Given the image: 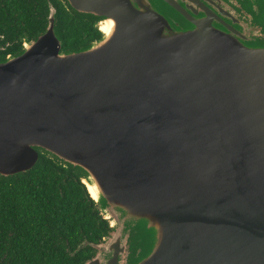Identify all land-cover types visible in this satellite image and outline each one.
<instances>
[{"label": "water", "instance_id": "1", "mask_svg": "<svg viewBox=\"0 0 264 264\" xmlns=\"http://www.w3.org/2000/svg\"><path fill=\"white\" fill-rule=\"evenodd\" d=\"M65 2L99 36L63 50L48 2L0 60V176L83 173L110 231L82 264H264V0Z\"/></svg>", "mask_w": 264, "mask_h": 264}, {"label": "trees", "instance_id": "2", "mask_svg": "<svg viewBox=\"0 0 264 264\" xmlns=\"http://www.w3.org/2000/svg\"><path fill=\"white\" fill-rule=\"evenodd\" d=\"M48 2L63 50L98 38V19L71 10L65 0H0V60L44 32ZM7 44L6 46H4ZM39 152L38 163L12 177L0 176V264H82L110 231L81 183L83 173Z\"/></svg>", "mask_w": 264, "mask_h": 264}, {"label": "flooded vegetation", "instance_id": "3", "mask_svg": "<svg viewBox=\"0 0 264 264\" xmlns=\"http://www.w3.org/2000/svg\"><path fill=\"white\" fill-rule=\"evenodd\" d=\"M242 8L245 9V16L247 17V19H250L252 20V23L255 24V23H259V19L256 17L255 20H253V17L252 15L256 13V10L253 8V6L251 5L250 3V0H235ZM259 9L261 10L262 7L261 5H259ZM260 25H262V23H260ZM4 39V36L2 34H0V42L2 43V40ZM7 44H5L4 46H6ZM21 46H22V43H21ZM1 48H5V47H2L0 46ZM0 51H3V50H0ZM8 55L10 54H7L5 57H7Z\"/></svg>", "mask_w": 264, "mask_h": 264}, {"label": "bare ground", "instance_id": "4", "mask_svg": "<svg viewBox=\"0 0 264 264\" xmlns=\"http://www.w3.org/2000/svg\"><path fill=\"white\" fill-rule=\"evenodd\" d=\"M105 29L104 27H102V30Z\"/></svg>", "mask_w": 264, "mask_h": 264}]
</instances>
